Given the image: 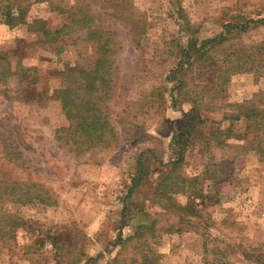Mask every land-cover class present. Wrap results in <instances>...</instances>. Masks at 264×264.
Listing matches in <instances>:
<instances>
[{
    "label": "rangeland",
    "instance_id": "obj_1",
    "mask_svg": "<svg viewBox=\"0 0 264 264\" xmlns=\"http://www.w3.org/2000/svg\"><path fill=\"white\" fill-rule=\"evenodd\" d=\"M132 3L129 25L112 11L101 22L112 24L121 42L116 90L109 102L120 139L110 148L78 156L56 138V130L68 120L51 90L66 84L64 72L92 65L95 44L82 31L57 43H42L26 25L10 28L0 23V52L13 65L20 61L37 78L29 85L36 94L30 97L26 92L28 100L16 96L17 87L24 95L28 86L26 82L18 85V76L0 83V179L34 183V189L44 187L51 202H0V264H260L254 256L264 257V155L235 139L224 141V136L219 142L205 144L199 139L187 146L180 171L196 179L188 192L160 198L167 202L165 208L150 202L157 177L152 173V181L142 188L146 196L139 218L155 219L160 229L154 238L120 244L118 235L127 237L134 231L132 224L120 228L119 212L136 155L151 147L157 158L170 160L172 124L168 121L181 119L180 108L190 104L185 94L178 96L180 107L169 101L157 105L162 101L149 95L174 60L175 39L186 37L177 23L179 7L204 36L220 32L222 24L235 15L264 18V0ZM30 16L43 18L50 26L66 20L47 2L34 3ZM131 24L138 30L131 31ZM247 24L249 28L229 38L239 55L253 52L264 58L252 49L264 43V21ZM258 62L257 67L253 64L233 72L224 93L206 91L200 100L201 114L220 120L230 111L225 104L264 92V60ZM132 105H145L147 113L139 116L145 119L141 131L128 138L119 117ZM259 142L264 146V140ZM149 164L150 171L160 169L158 163ZM193 187L201 188V193Z\"/></svg>",
    "mask_w": 264,
    "mask_h": 264
},
{
    "label": "trees",
    "instance_id": "obj_2",
    "mask_svg": "<svg viewBox=\"0 0 264 264\" xmlns=\"http://www.w3.org/2000/svg\"><path fill=\"white\" fill-rule=\"evenodd\" d=\"M40 2H47L51 10L65 14L66 20L57 26H50L43 18L31 17V6ZM132 10V0H0V23L10 28L19 24L26 25L28 31L41 38L42 43H57L67 35L82 31L85 39L95 44L96 57L92 65L88 67L77 65L64 72L66 84L51 90L52 97L60 101L68 120L67 125L56 130V138L63 146H69L68 148L77 156L110 148L120 139L119 131L111 119L109 102L116 90L117 54L121 49V42L119 43L117 38L118 30L110 23L101 22L102 16L112 11V15L115 13L117 18L124 19L127 26L131 16L133 17ZM177 13L180 32L186 37L175 39L174 60L161 79V84L154 86L149 95L151 99L162 101L157 105L169 101L172 106L180 107L178 96L185 94L189 95L186 100L190 104L187 109L180 108L181 119L168 121V124H172L170 160L163 161L157 158V151L151 147L140 150L136 155L134 171L121 200L119 212L120 228L132 224L134 231L127 237L118 235L122 246L133 240L154 238L160 229L155 219L150 222L139 218V211L144 209L141 201L146 196L142 188L152 181L153 172L157 173L150 194V202L153 204L165 208L168 204L160 198L188 192L190 182L196 179V176L190 179L180 171L188 145L196 143L199 139H203L205 144L207 141L219 142L224 136V141L235 139L243 145L249 144L250 149H254L259 155H264V146L259 142L264 140L263 91L256 93L249 100L225 104L229 106L230 111H225L220 120L203 116L201 114L203 105L200 103L206 91L213 89L215 95L224 93L231 74L237 69L253 67V64L257 67L256 62L264 60L253 52L239 55L234 42L229 38L230 35L249 28L250 25L247 23L254 25L264 21V18L254 20L235 15L232 20L222 24L220 32L213 36H204L198 26L189 22L181 7ZM138 27L135 26L134 29L138 30ZM134 29L131 24L130 30L134 31ZM135 40L136 37H133V42ZM252 49L264 54V43ZM13 76H18V85L28 83L24 95L17 87V98L28 100L29 96H26V92L30 93V97L33 93L36 94L34 87L29 85L36 82L37 78L27 73L20 61L13 65L6 55L0 52V83L6 84ZM131 107L133 109L124 108L119 117V121L125 125L128 138H133L141 131L145 119H140L139 116L147 113L143 111L145 105ZM166 121L164 120L163 123ZM205 122L210 123L207 125ZM8 161L11 159L9 158ZM150 162L158 163L160 169L155 168L150 171ZM162 166L165 168L163 169ZM26 184V181L0 179V202L8 200L27 203L38 200L51 203L47 189L44 187L34 189V183ZM193 189L198 193L202 191L201 188L193 187ZM173 225L175 224H169L168 228L174 227ZM254 257L260 264H264L262 255L257 254ZM115 261L114 258L112 262Z\"/></svg>",
    "mask_w": 264,
    "mask_h": 264
}]
</instances>
